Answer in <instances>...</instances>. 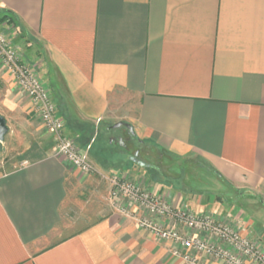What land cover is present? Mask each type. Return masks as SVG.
<instances>
[{"label": "crops", "instance_id": "0c3cea01", "mask_svg": "<svg viewBox=\"0 0 264 264\" xmlns=\"http://www.w3.org/2000/svg\"><path fill=\"white\" fill-rule=\"evenodd\" d=\"M0 28L96 171L52 155V134L0 63V114L28 136L0 173V264H183L104 198L107 176L124 173L192 211L172 181L94 157V131L114 133L113 147L127 130L118 121L162 159L196 160L264 203V0H0Z\"/></svg>", "mask_w": 264, "mask_h": 264}, {"label": "built area", "instance_id": "2783aa9c", "mask_svg": "<svg viewBox=\"0 0 264 264\" xmlns=\"http://www.w3.org/2000/svg\"><path fill=\"white\" fill-rule=\"evenodd\" d=\"M0 63L30 98L35 114L52 134V155L64 158L81 172H96L87 153L63 133L64 121L57 115L49 87L39 78L35 67L11 45L1 28ZM128 178L124 173L108 175L109 197L113 201L128 200L142 211L133 212L117 200L114 208L155 239L168 243L171 255L183 264H264V249L250 235L249 224L226 221L208 212L194 213L173 203L169 191L153 193Z\"/></svg>", "mask_w": 264, "mask_h": 264}, {"label": "rangeland", "instance_id": "374dc122", "mask_svg": "<svg viewBox=\"0 0 264 264\" xmlns=\"http://www.w3.org/2000/svg\"><path fill=\"white\" fill-rule=\"evenodd\" d=\"M39 121L45 130L40 119ZM7 126L8 132L4 136L3 141L0 142V173L13 168V164H16L14 163L15 160H13L14 154L26 147V143L28 142L25 129L13 123H9ZM45 131L49 132L47 130ZM111 135H114V133H107L103 127L96 129L91 142V153L94 157H99L102 160L104 159L103 161L111 163L116 169L133 168L135 164L129 160V151L127 148L116 144L112 145L113 147L110 146L107 148V137ZM69 137L75 141L79 150L87 153V148H85L86 144H82L77 137L71 135ZM118 156L124 159L123 165H120V161H117ZM144 160L147 163H153L151 158L144 157ZM161 164H163L162 173H155L154 169L149 167L141 168V170L145 171L147 175H150L154 181H158L161 184L172 181L173 187H178V191L182 192V198L184 199L187 196L189 199V207L192 211L200 210L205 213H212L226 221L236 219H239V222L242 223L250 221L248 231L253 238L258 240L259 245L264 249V203H262L260 197L235 191L231 186L218 179L209 169L196 160L180 161L176 160V158L171 159L168 156H164ZM127 175L131 182L150 191V188L142 185L139 179L133 178L129 174ZM162 191L151 192L157 193ZM105 196L104 198L108 202L117 200H111L109 194ZM200 199L204 205L201 208L193 206V202H199ZM117 201L126 204L129 202L121 198ZM134 207L138 213H141V209H138L136 206Z\"/></svg>", "mask_w": 264, "mask_h": 264}, {"label": "flooded vegetation", "instance_id": "af4514ba", "mask_svg": "<svg viewBox=\"0 0 264 264\" xmlns=\"http://www.w3.org/2000/svg\"><path fill=\"white\" fill-rule=\"evenodd\" d=\"M125 136L114 138L116 140V144L120 145L124 148H127L129 151V160L135 157L143 162H145L144 157L151 158L153 163L149 164V168L154 169L158 173H162L163 164L162 163V155L161 153L151 145L145 144L140 139H138L135 134H131L128 130H125ZM121 139V141H119ZM133 162V161H132ZM134 163V162H133ZM136 164V163H134Z\"/></svg>", "mask_w": 264, "mask_h": 264}, {"label": "water", "instance_id": "95a60500", "mask_svg": "<svg viewBox=\"0 0 264 264\" xmlns=\"http://www.w3.org/2000/svg\"><path fill=\"white\" fill-rule=\"evenodd\" d=\"M120 126H123L125 127L131 134H135L134 131H133V128L132 126L127 123V122H124V121H118L116 122L115 124L112 125L113 128H117V127H120ZM8 132V126H7V123H6V119L3 115L0 114V142L3 141L4 139V136L7 134ZM121 141V139L119 140ZM131 160L136 163L138 166L140 167H143V168H146V167H149L150 165L133 157L131 158Z\"/></svg>", "mask_w": 264, "mask_h": 264}, {"label": "trees", "instance_id": "16d2710c", "mask_svg": "<svg viewBox=\"0 0 264 264\" xmlns=\"http://www.w3.org/2000/svg\"><path fill=\"white\" fill-rule=\"evenodd\" d=\"M10 17V22L12 21V16H10L9 14H7L6 16H4L1 20H3L4 18Z\"/></svg>", "mask_w": 264, "mask_h": 264}]
</instances>
